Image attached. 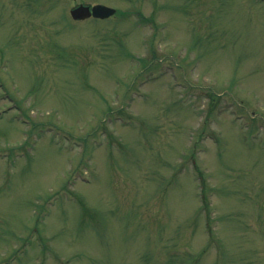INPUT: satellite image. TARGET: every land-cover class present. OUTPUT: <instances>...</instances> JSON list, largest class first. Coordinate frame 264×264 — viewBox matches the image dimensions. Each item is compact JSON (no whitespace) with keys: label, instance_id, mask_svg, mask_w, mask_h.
<instances>
[{"label":"rangeland","instance_id":"374dc122","mask_svg":"<svg viewBox=\"0 0 264 264\" xmlns=\"http://www.w3.org/2000/svg\"><path fill=\"white\" fill-rule=\"evenodd\" d=\"M0 264H264V0H0Z\"/></svg>","mask_w":264,"mask_h":264},{"label":"water","instance_id":"95a60500","mask_svg":"<svg viewBox=\"0 0 264 264\" xmlns=\"http://www.w3.org/2000/svg\"><path fill=\"white\" fill-rule=\"evenodd\" d=\"M114 9L96 4L93 6L78 4L75 7L71 8L70 13L74 18H84L89 15L98 16V17H106L112 13H114Z\"/></svg>","mask_w":264,"mask_h":264},{"label":"trees","instance_id":"16d2710c","mask_svg":"<svg viewBox=\"0 0 264 264\" xmlns=\"http://www.w3.org/2000/svg\"><path fill=\"white\" fill-rule=\"evenodd\" d=\"M207 226H209V224H208V221H207ZM201 254V253H200ZM188 258V257H187ZM187 258H185V262L186 261H188V259ZM196 258H194V260H195Z\"/></svg>","mask_w":264,"mask_h":264}]
</instances>
